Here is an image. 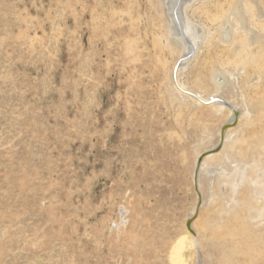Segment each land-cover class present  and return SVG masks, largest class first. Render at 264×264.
Listing matches in <instances>:
<instances>
[{
	"label": "rangeland",
	"instance_id": "obj_1",
	"mask_svg": "<svg viewBox=\"0 0 264 264\" xmlns=\"http://www.w3.org/2000/svg\"><path fill=\"white\" fill-rule=\"evenodd\" d=\"M187 16L179 85L246 116L199 178L186 264H264V0ZM172 34L165 0H0V264H173L232 110L176 88Z\"/></svg>",
	"mask_w": 264,
	"mask_h": 264
},
{
	"label": "bare ground",
	"instance_id": "obj_2",
	"mask_svg": "<svg viewBox=\"0 0 264 264\" xmlns=\"http://www.w3.org/2000/svg\"><path fill=\"white\" fill-rule=\"evenodd\" d=\"M194 1L197 2L200 0H165L166 7H167V13L173 25L172 35L175 36L179 40L180 45L183 49V53H182L183 57L181 59V62L173 70V75H172L173 81L176 85V88L181 93L190 94L189 96L196 99L198 102L209 103V105H211L213 109L218 113L224 111L227 108H231L232 116L229 122H227L226 124L232 123L234 121L238 122L239 120H241L243 117L246 116V113L244 111H239V106L235 102L227 104L226 102H224V100L219 94H216L215 96H209L207 99H204L200 94L192 93L187 88H185L182 85H179L178 83L177 74L181 71V69H183L187 65L188 62L191 61L192 55H194L195 52L198 51L199 46L202 41V38H201L202 34L199 30V27L193 25L192 21L187 16V12L189 8L192 6V3ZM215 80L217 81L218 78L216 77ZM218 87L221 88L222 85H218ZM225 125H223L220 130V139L217 145L213 147L212 149L202 153L196 160L195 170H194V189L198 196V203L199 201H202V191H201V186L199 184V178L201 177V174L204 171H207V170L210 172L214 171L213 168L208 167V162L210 159H212L218 154L221 146L225 143L227 133L232 131V128L229 127L227 128V131H226L227 133L223 135L222 129ZM204 154H208V155L205 156L203 160H200L201 156ZM198 203L194 209V212L191 214L190 218L187 219L185 223V225H187V222L193 218L192 230L195 229L199 216H200L201 206L198 207ZM262 212L263 213H261L260 217L264 218V211ZM186 229H187L186 233L181 238L178 239V241L172 248L171 261L173 264H186L187 263V261L185 260V256H184V251L187 248H190L191 250H193V252H195L196 255H197V252L198 253L200 252L199 240L197 239L195 234L187 228V226H186Z\"/></svg>",
	"mask_w": 264,
	"mask_h": 264
},
{
	"label": "water",
	"instance_id": "obj_3",
	"mask_svg": "<svg viewBox=\"0 0 264 264\" xmlns=\"http://www.w3.org/2000/svg\"><path fill=\"white\" fill-rule=\"evenodd\" d=\"M175 75H176V74H175ZM175 78H176V76H175ZM187 95H190V94H187ZM211 100H213V99H211ZM235 123H236V121H234V122H232V123H229V124H226V125L223 127V129H222V134L224 135L225 132H226V130H227V128H229L230 126L234 125ZM220 150H221V149H220ZM207 155H208V154H204V155H202L200 160H203L204 157L207 156ZM200 206H201V201H199V204H198V207H200ZM192 223H193V218L190 219V220L187 222V228L193 232V230H192Z\"/></svg>",
	"mask_w": 264,
	"mask_h": 264
}]
</instances>
